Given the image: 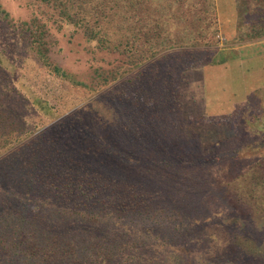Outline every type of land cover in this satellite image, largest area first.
<instances>
[{
    "label": "trees",
    "instance_id": "1",
    "mask_svg": "<svg viewBox=\"0 0 264 264\" xmlns=\"http://www.w3.org/2000/svg\"><path fill=\"white\" fill-rule=\"evenodd\" d=\"M39 1L48 21L81 31L114 61L79 80L51 62L44 23L35 18L16 27L37 69L75 94L57 109L32 103L54 121L37 135V124L29 127L15 106L18 82L14 67L6 68L12 62L0 57L11 76L6 90L0 75V264H193L195 256L198 264H234L236 225L212 220L216 199L197 185L208 188L205 167L226 160L227 152L213 157L200 150V134L186 130L203 117L184 118L175 103L190 70L236 58L217 47L216 0ZM234 3L235 41L264 38V0ZM0 21L15 28L1 6ZM115 82L121 90L109 88ZM262 88L251 94L264 95ZM84 101L70 119L59 113ZM247 151L230 155L244 160ZM255 164L256 176L243 164L222 188L239 189L236 198L254 194L264 184V156ZM219 167L216 174L224 175L227 163Z\"/></svg>",
    "mask_w": 264,
    "mask_h": 264
},
{
    "label": "rangeland",
    "instance_id": "2",
    "mask_svg": "<svg viewBox=\"0 0 264 264\" xmlns=\"http://www.w3.org/2000/svg\"><path fill=\"white\" fill-rule=\"evenodd\" d=\"M216 2L221 17L225 16L227 19L228 13L234 7L233 0H216ZM0 6L9 15L11 25L15 26V28H10L0 21V57H7L12 62V64H6V68L14 67L13 73L18 82L14 85L16 90L12 93L16 101L15 106L19 114L29 123V127H33V123L37 124L38 130L35 134L38 135L46 128H50L54 121L49 122V118L43 116L45 111L39 113L32 103L39 100L47 104V107L57 109L70 100L75 93L73 89L65 90L68 86L58 84L57 80L49 78L50 76L47 78L37 69L39 65L36 59L29 53L25 54L24 44L18 42L16 27L22 22H30L35 18L44 23L46 25L44 41L51 62L82 81L87 79L93 68L107 67V64L113 63L114 57L99 51L94 43H87L81 31L76 32L65 24H62L59 29V23L48 21L47 15L42 13L45 9L44 5L39 0H0ZM235 7L236 19L223 22L222 28H219L221 31L216 36L217 47L228 48L230 52L240 57L243 50L256 47L260 45L257 44L259 42L263 46L262 52L264 53V38L259 41H235L238 5L236 4ZM241 12L244 13L242 7ZM241 16L246 19L243 14ZM236 63L239 64H236L237 66L231 64L227 67L220 65L218 67L223 68L216 72L213 68V71L206 75L210 79H203V86L200 84L203 70H190L180 82L175 103L182 117L188 119L203 117L200 118V123L190 120L186 130L200 134V141H203L198 145L200 150L211 152L213 157H217L216 153L227 152V159L220 162L228 165L225 174H216L217 168H220V163L215 165L218 158L205 167V170L209 172L207 175L208 188L200 180L197 181V185L206 189L204 194L216 199V204L211 208L215 213L212 220L219 226L236 225L231 253H238L239 258L236 261V257L232 263L264 264V184L255 190L256 193L239 198L235 197L239 195V189L234 190L231 186L228 190L222 188L231 177L235 176V169L243 164L250 166L249 170L253 172V176H256L255 162L264 156V95L251 94V91L258 87L250 88L259 78L256 68L259 69V66L264 63L261 61L256 67L245 61ZM3 69L0 68V75H3L1 83L7 85L6 90H10L11 87L8 85H11V76ZM62 87L65 91L60 95L59 89ZM109 88L114 91L121 90L119 82L113 83ZM125 88L128 89V86L126 85ZM232 93L234 95H231ZM84 97L82 93L80 101H83ZM84 103L85 101L79 104H69L68 109H61L59 113L62 116H69L70 119L72 115L82 112ZM220 103H224L222 109L217 107ZM219 116L225 119L217 123L205 121L209 117L212 119ZM59 117L54 120L58 121ZM216 141L218 147L213 148ZM240 149L244 151L248 149L244 160L230 155L231 152L240 151ZM238 157H242V153ZM229 197H235L236 201L232 206L236 207V210L228 202L231 199ZM238 205L246 209V212L241 213L237 210ZM247 256H249L248 262L245 261ZM199 260V257L195 256L193 264H198Z\"/></svg>",
    "mask_w": 264,
    "mask_h": 264
},
{
    "label": "crops",
    "instance_id": "3",
    "mask_svg": "<svg viewBox=\"0 0 264 264\" xmlns=\"http://www.w3.org/2000/svg\"><path fill=\"white\" fill-rule=\"evenodd\" d=\"M233 3H234V0H233ZM216 7H217V18H218L219 28H222L223 22H228L229 20L231 21L232 19H236L235 18L236 17V7H235V3H234V7H233L232 11L230 13H228L227 19H226L225 16L224 17H221V15L219 13V10H218L217 2H216ZM234 22H236V20ZM219 31H221V29H219ZM257 44H259V42H257ZM247 46H249V45H247ZM256 47H257V45H256ZM256 47H250L248 52L246 51V49L243 50L242 51V54L240 53V57L236 56L235 59H232V60H230V61H228V62H226L224 64H221V65H226V67H227V66H230L231 64H234L235 66H237L239 64V63H236L237 61H240V62H244L245 61V62L250 63V65H252V66L254 65L256 67V66L259 65V63L261 61H262V63H264V53L263 52L262 53L259 52V53H261L259 55ZM218 66H220V65L212 66V67L208 66V67H204V68L201 69V70H203V73L201 74L202 75V78H201L202 81L200 83L202 86H203V79H210V77H207L206 75H208V73L212 72L213 71V68L216 69L214 72H216L219 69L223 68V67H218ZM226 67H224V68H226ZM262 68H264V65H260L259 66V69L256 68V71H258V73H259V78H258V80L255 81L254 84H252V86L250 88L264 86V69H262ZM249 91H250V89H249ZM231 95H234V93H232ZM222 104H224V103L218 104L217 107L220 108V109H222Z\"/></svg>",
    "mask_w": 264,
    "mask_h": 264
}]
</instances>
